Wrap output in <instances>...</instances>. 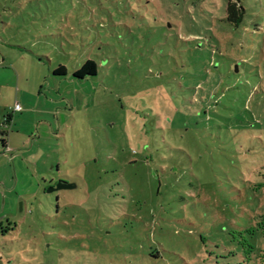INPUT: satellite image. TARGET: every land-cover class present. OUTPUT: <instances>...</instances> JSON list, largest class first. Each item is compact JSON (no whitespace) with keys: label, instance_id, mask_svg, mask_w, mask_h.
<instances>
[{"label":"rangeland","instance_id":"rangeland-1","mask_svg":"<svg viewBox=\"0 0 264 264\" xmlns=\"http://www.w3.org/2000/svg\"><path fill=\"white\" fill-rule=\"evenodd\" d=\"M230 1L236 25L228 0H0V264L242 262L264 0Z\"/></svg>","mask_w":264,"mask_h":264},{"label":"trees","instance_id":"trees-1","mask_svg":"<svg viewBox=\"0 0 264 264\" xmlns=\"http://www.w3.org/2000/svg\"><path fill=\"white\" fill-rule=\"evenodd\" d=\"M240 11H236L234 9V4L231 3L230 0H228L226 12V20L233 23V24H238L242 20V15H243V9L242 7L239 8ZM67 70L64 65H59L55 70L54 74L56 75H64L66 74ZM97 73V63L92 60V59H87L82 63V65L73 72V75L77 78H84L85 76H92ZM0 142L2 146L5 147V140L0 139ZM262 239V240H261ZM262 241L264 242V213L259 215V220L255 226L254 233L251 234V237H249L248 240V245L245 247L243 243H241L242 246H240V256L242 259V263H247L250 259L255 258L256 260H259L260 263H264V244L259 245V242ZM251 249V250H249ZM256 249V250H255ZM255 252V256L252 254L253 251Z\"/></svg>","mask_w":264,"mask_h":264},{"label":"water","instance_id":"water-1","mask_svg":"<svg viewBox=\"0 0 264 264\" xmlns=\"http://www.w3.org/2000/svg\"><path fill=\"white\" fill-rule=\"evenodd\" d=\"M70 186H71L70 184H67L65 182H58V184L55 186V188H53V190L62 189V188H68Z\"/></svg>","mask_w":264,"mask_h":264},{"label":"built area","instance_id":"built-area-1","mask_svg":"<svg viewBox=\"0 0 264 264\" xmlns=\"http://www.w3.org/2000/svg\"><path fill=\"white\" fill-rule=\"evenodd\" d=\"M15 109L16 110L20 109L19 105L15 104Z\"/></svg>","mask_w":264,"mask_h":264},{"label":"flooded vegetation","instance_id":"flooded-vegetation-1","mask_svg":"<svg viewBox=\"0 0 264 264\" xmlns=\"http://www.w3.org/2000/svg\"><path fill=\"white\" fill-rule=\"evenodd\" d=\"M60 182H64V181L60 180ZM52 188H55V185H53Z\"/></svg>","mask_w":264,"mask_h":264}]
</instances>
